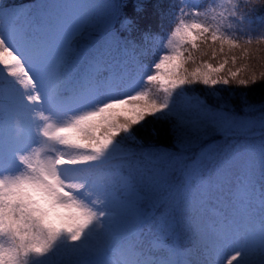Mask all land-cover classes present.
<instances>
[{
	"label": "snow or ice",
	"instance_id": "snow-or-ice-1",
	"mask_svg": "<svg viewBox=\"0 0 264 264\" xmlns=\"http://www.w3.org/2000/svg\"><path fill=\"white\" fill-rule=\"evenodd\" d=\"M124 3L38 4L25 13L0 0V74L14 78L0 83V264H50L57 252L86 253L90 264H175L178 250L157 256L163 240L145 244L153 233L190 234L202 248L201 264H264V112L257 124L228 104L188 95L196 85L215 99L217 86L234 85L232 96L235 88L264 89V70L249 63L257 59L250 46L264 44V27L257 30L253 19L264 0H236L215 14L197 0H171L170 36L156 62L137 65L140 79L111 71L120 44L114 26L136 27L122 14ZM134 6L142 11L143 0ZM210 14L214 23L198 22ZM238 60L242 67H228ZM240 103L242 111L255 110L247 91ZM43 104L41 127L33 113ZM149 118L168 125L173 148L193 141L205 148L191 161L164 145L153 146L147 161L145 153L137 158L124 140H136ZM257 127L258 154L220 152L210 142L217 134L254 135Z\"/></svg>",
	"mask_w": 264,
	"mask_h": 264
},
{
	"label": "trees",
	"instance_id": "trees-1",
	"mask_svg": "<svg viewBox=\"0 0 264 264\" xmlns=\"http://www.w3.org/2000/svg\"><path fill=\"white\" fill-rule=\"evenodd\" d=\"M91 0H3L5 5L16 6L21 11L25 13H31L35 11L38 4L41 5H68L74 3H88ZM102 2L106 4H120L122 0H102ZM125 2V0H124ZM171 0H147L144 2L143 10L137 12L135 10V6L133 0H127L122 6V14L127 17H131L135 21V29L131 32L123 31L119 24L114 26V30L119 34L117 37L118 40H122L124 43L127 41V45H135L138 46L136 48L141 49L143 51V59L147 60V66H150L152 63L156 62L161 55L162 51L164 50L167 40L163 41V48L160 47L158 37L163 35L162 33H167V38L170 36V26L166 20V14L168 12L169 4ZM200 9L203 10L205 7H209L212 10V14L219 13L221 11H225V9L231 8L233 3L236 0H197ZM57 11H63V9H57ZM212 14L208 16H200L198 18V22H204L206 24L214 23L212 19ZM227 13L225 12V15ZM259 17H264V9H259L256 13H254V27L259 30L260 28L264 27V21L258 19ZM191 22V21H189ZM81 44H84L81 41ZM158 46H155V45ZM153 45V46H152ZM86 47V56L92 55V49ZM146 47H148L146 49ZM154 47V48H153ZM252 49V53L256 60L249 61L250 64L255 66V70L257 73L260 70H264L262 65H264V60L259 59V57L264 56V51L258 52L256 51L257 48L264 49V44L253 45L250 46ZM238 57L241 55L240 51L237 50L235 53ZM203 59L209 60V57H204ZM219 59H222L220 57ZM209 62L215 64L217 60H209ZM194 67L193 65H189V68ZM228 67H242V62L238 60L236 66H232L231 64ZM243 75V72L241 73ZM2 78H0V83H3V79H14L11 77H7L6 70L0 74ZM133 78V76H130ZM147 89L151 90V94H153L157 99L162 100L164 97V93L153 86H145ZM220 91L219 99H215L208 95L209 89L204 88L201 85H196L195 87L188 90V95L195 97H206L208 102L213 105L218 104H228V106L241 118L246 120H251L253 122H258L261 119L262 112V105H264V89L260 87V85L252 86L250 89H243V88H235L236 95L232 96L229 95L230 91L235 87L234 85H230L228 87L224 86H217ZM132 89L130 91H133ZM141 90V89H140ZM144 90V89H142ZM247 91V98L249 103L255 105L254 111H242V106L240 103V93ZM38 109L37 112L33 113V116L36 118V122H42V116L40 114L39 109H43L41 105H36ZM44 110V109H43ZM44 114V112H43ZM45 115V114H44ZM3 112H0V123L4 119ZM48 123H52L56 125L57 121L55 119H50L47 121ZM157 129L159 135L153 137L151 135V129ZM168 125L165 123H160L158 121H154L149 118L147 125L142 128H137L135 131L136 140H124V145L131 149V151L135 152L137 158H140L141 153H145L144 159L150 158L147 155L153 146L157 145H164L165 147L171 148L174 155L186 158L187 161H191L197 157L198 154L205 148V143L193 141L189 143L186 147L180 146L173 148V140L172 137L169 135ZM255 134L249 135L244 132H237L233 135H222L217 134L213 135L211 138L212 143H214L215 149L217 151H231V150H244L245 148H255L258 154V147L261 142V134L260 130L257 127L254 129ZM257 189L259 190V174L257 173ZM215 207L214 202H210L208 205V212L210 213L211 210ZM161 238L165 241H171L174 237L167 236V237H158L157 234L153 233L149 235L145 240L147 241V245L149 244L150 238ZM177 241L183 248L186 250L187 248L192 249L189 251V260L186 261V264H201L203 260L202 256V248L201 246L187 233H181L178 236H175L173 242ZM172 242V241H171ZM188 252V251H186ZM88 257L89 255L86 253L83 255L77 256H65L62 252H57L50 257H48L50 264H90ZM259 259V256H257Z\"/></svg>",
	"mask_w": 264,
	"mask_h": 264
},
{
	"label": "rangeland",
	"instance_id": "rangeland-1",
	"mask_svg": "<svg viewBox=\"0 0 264 264\" xmlns=\"http://www.w3.org/2000/svg\"><path fill=\"white\" fill-rule=\"evenodd\" d=\"M134 1H135V0H134ZM144 1H145V0H143V2H144ZM37 123H41V127H43L42 122H37ZM4 130H5V123H4V125H3L2 127H0V136L3 135ZM48 143L51 144V142H48ZM42 144H43V138H41V141H40L39 143H36V144H32V145H31V149H32V151H36V150L40 149L41 146H42ZM40 158H41V159L44 158V154H43V153H41V157H40ZM172 249H176V250H178V253H179V249H178L177 245H174V247H172ZM165 252H166V251H165ZM165 256H166V255H165ZM176 259H177V258L174 257L175 264H178V262H176V261H177Z\"/></svg>",
	"mask_w": 264,
	"mask_h": 264
}]
</instances>
